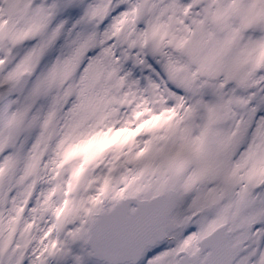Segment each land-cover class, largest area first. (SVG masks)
<instances>
[{
    "label": "snow or ice",
    "instance_id": "snow-or-ice-1",
    "mask_svg": "<svg viewBox=\"0 0 264 264\" xmlns=\"http://www.w3.org/2000/svg\"><path fill=\"white\" fill-rule=\"evenodd\" d=\"M0 264H264V0H0Z\"/></svg>",
    "mask_w": 264,
    "mask_h": 264
}]
</instances>
